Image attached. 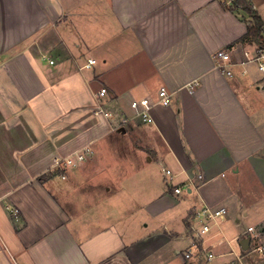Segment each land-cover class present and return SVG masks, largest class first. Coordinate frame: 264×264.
<instances>
[{
	"label": "crops",
	"instance_id": "1",
	"mask_svg": "<svg viewBox=\"0 0 264 264\" xmlns=\"http://www.w3.org/2000/svg\"><path fill=\"white\" fill-rule=\"evenodd\" d=\"M231 1L0 0V264H237L257 242L264 260L248 232L264 226V73ZM222 206L185 259L202 210Z\"/></svg>",
	"mask_w": 264,
	"mask_h": 264
},
{
	"label": "built area",
	"instance_id": "2",
	"mask_svg": "<svg viewBox=\"0 0 264 264\" xmlns=\"http://www.w3.org/2000/svg\"><path fill=\"white\" fill-rule=\"evenodd\" d=\"M245 54H246V56H250L249 55L250 53L248 51H246ZM214 58H215L216 66L218 68H220L223 71H226V73L229 75H233L232 70L228 68V64L231 61V55H230V52L228 49H225V48L219 49L218 51H216ZM254 59L258 62L259 69L264 73V49L261 48V46H259L258 44L256 46ZM95 63H96V59L90 58V59H88L85 66L89 67ZM107 92H108L107 88L103 87L98 93L100 95L104 96L107 94ZM159 97H160L161 102L164 105L170 104V92L166 86H162L160 88ZM131 106L134 108L136 113L144 119V121H148V122L153 121V117L151 114L152 102L148 97H142L140 99L133 100L131 102ZM105 115L108 118H112L114 116V112L113 111H105ZM120 121H121V124H126L127 122L130 121V118L126 115H122L120 118ZM86 156H87V150L77 152L74 155L69 156V157L63 159L62 161H60L57 164V166L60 169H68V167L76 166L78 163L83 161L86 158ZM163 171H164V175L168 179L172 180L174 178V173L170 168L164 167ZM204 178L205 177L202 173H199L196 176L197 181H203ZM191 182H193V181H191ZM174 192L176 194H181L183 192V188L181 186L177 185L174 187ZM12 212L15 216L18 215V209H12ZM227 213H228V210L225 206L216 207V208L205 207L202 210V215H203L204 220H202L201 226L197 229L196 238L198 237V238L202 239L203 236L211 230L212 223L217 222L218 219L224 217ZM248 232L251 233L250 239L251 238L252 239H254V238L260 239L262 237V234L264 233V227H262L261 229L258 230L255 226H250V227H248ZM198 246L199 245L194 240L193 248L187 250L184 253L185 259L192 258L196 251H197V253L201 254V252L203 250L199 249ZM256 249H258L259 251L263 250V248L261 246H258ZM206 256H207L208 260L214 259V254L212 252H207Z\"/></svg>",
	"mask_w": 264,
	"mask_h": 264
},
{
	"label": "trees",
	"instance_id": "3",
	"mask_svg": "<svg viewBox=\"0 0 264 264\" xmlns=\"http://www.w3.org/2000/svg\"><path fill=\"white\" fill-rule=\"evenodd\" d=\"M225 6L232 11L243 10L249 14L251 21L248 24L247 32L242 38L251 40L264 49V20L254 8L252 2L250 0H232L229 5L225 4Z\"/></svg>",
	"mask_w": 264,
	"mask_h": 264
},
{
	"label": "rangeland",
	"instance_id": "4",
	"mask_svg": "<svg viewBox=\"0 0 264 264\" xmlns=\"http://www.w3.org/2000/svg\"><path fill=\"white\" fill-rule=\"evenodd\" d=\"M254 218H252V217H249V218H245L240 224H239V227L238 228H241L242 227V225L243 224H248V223H250V222H252V221H254L253 220ZM256 221V220H255ZM262 227H264V226H256V228L259 230V229H261ZM231 228H233V229H227V231H226V234H224L223 235V238L226 240V242L227 241H229V239H228V237L230 236V235H233L235 232H236V230H237V227L236 226H234V227H231ZM262 236H264V233L262 234ZM200 238H196V242H197V244H199V242H200ZM261 243L263 244L264 242H262L261 241ZM233 248L235 249H238V242L236 243L235 241H233ZM258 245H259V242H257V243H255V244H252V246H250L249 247V249H248V251L249 250H251V251H247L248 252V254H247V257H248V259H249V261H253V262H257V261H264L263 260V256L261 255V254H259L258 253V250H256V248L258 247ZM205 253H207V251H205ZM218 257V255L214 258V259H212V260H208V259H206V258H203V261L201 262V264H229V263H215V259ZM249 261H247L246 259H244L242 262L241 261H237L238 263L237 264H250L249 263Z\"/></svg>",
	"mask_w": 264,
	"mask_h": 264
},
{
	"label": "water",
	"instance_id": "5",
	"mask_svg": "<svg viewBox=\"0 0 264 264\" xmlns=\"http://www.w3.org/2000/svg\"><path fill=\"white\" fill-rule=\"evenodd\" d=\"M249 242H250L249 238H244V239H242V241H241V245H242V247H243L244 249H247L248 246H249Z\"/></svg>",
	"mask_w": 264,
	"mask_h": 264
}]
</instances>
